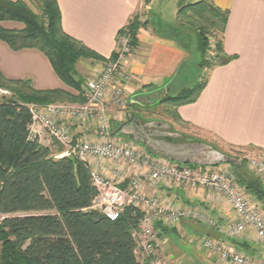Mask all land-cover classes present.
Here are the masks:
<instances>
[{
	"label": "trees",
	"instance_id": "obj_1",
	"mask_svg": "<svg viewBox=\"0 0 264 264\" xmlns=\"http://www.w3.org/2000/svg\"><path fill=\"white\" fill-rule=\"evenodd\" d=\"M37 1L40 13L34 12L27 0H0V22L23 25L21 28L0 25V40L13 51L36 49L43 53L54 73L71 91L35 89L29 80L8 79L0 72V86L12 93L0 101V264H139L133 232L138 229L141 211L126 206L116 220H109L92 208L97 190L89 170L80 161L73 157L54 158L50 148L27 140L30 115L25 104L82 102V82L75 77V63L81 57L105 60L63 30L56 0ZM227 15V10H221L211 0L183 4L177 10V23L183 21L197 36L199 66L206 71L233 58L224 53L220 39ZM143 25L135 15L123 27L131 36L132 47ZM214 31L219 34L215 53L205 60L209 34ZM113 57L114 53L110 58ZM207 73L191 87L159 101L174 109L175 120L179 119L178 106L197 99L206 84ZM227 164L234 167L237 184L256 200L263 201L264 187L245 163Z\"/></svg>",
	"mask_w": 264,
	"mask_h": 264
},
{
	"label": "crops",
	"instance_id": "obj_2",
	"mask_svg": "<svg viewBox=\"0 0 264 264\" xmlns=\"http://www.w3.org/2000/svg\"><path fill=\"white\" fill-rule=\"evenodd\" d=\"M56 1L61 13L63 30L105 60L115 51L119 31L137 13L142 3V0ZM167 1L150 0L146 3V11L153 12L155 7L157 10L160 9L157 13L162 14L166 7L163 4H167ZM194 1L196 0H177L169 9L173 17L166 20L161 18V28L149 21L138 29L135 46L127 65L131 80L126 89L132 97L128 101V108L124 110L126 120L111 132L112 136L123 135L133 141L130 135L121 132V126L128 124V113L137 116L136 112L127 113V110L143 106V103L136 99L145 98L153 91L159 90H162L165 96L174 94L181 89L177 88L180 82L185 84L183 88L190 86L178 78V73L189 62L195 44L191 46L189 37L180 36L175 30V34L168 30L171 29V23L177 20L178 8ZM211 2L221 10L228 11L220 39L224 53L233 58L228 63L215 66L208 71L206 84L193 103L176 108L179 119L178 123L172 122L175 130L171 132L178 135L172 140L184 134L186 140L196 138L210 142L219 151L222 146L237 150L248 148L254 150L250 152L251 154L264 156V0H211ZM0 25L6 28L23 27L22 23L14 21H2ZM211 44L212 39L209 40L208 46ZM0 72L8 79L29 80L35 89L62 88L71 91L54 73L43 53L36 49L13 51L1 40ZM110 109L112 110V107ZM117 112L119 114L113 115V118L120 116V110ZM139 120L143 123L160 121L141 118ZM67 125L75 138L96 137L94 127L87 123L68 120ZM172 140L170 141L174 142ZM226 164L221 163L216 167L224 168L222 166ZM106 174L110 176L108 171ZM244 191L264 212V200H256L252 194ZM146 193L157 195L165 203L173 206L201 204L211 212L220 228L233 218V212L225 197L209 192L208 189H191L161 183L153 189L147 188ZM192 223L193 221L185 219L170 229L162 230L159 250L164 254L167 263L227 264L220 262L203 248L202 240L206 236L194 230L190 225ZM218 232L219 239L225 241L230 248L245 252L255 259H264V251L252 231H246L233 239H228L223 233Z\"/></svg>",
	"mask_w": 264,
	"mask_h": 264
},
{
	"label": "built area",
	"instance_id": "obj_3",
	"mask_svg": "<svg viewBox=\"0 0 264 264\" xmlns=\"http://www.w3.org/2000/svg\"><path fill=\"white\" fill-rule=\"evenodd\" d=\"M130 40V34L123 28L117 36L114 57L104 60L102 70L88 85L82 104L26 103L30 115L27 140L48 148L56 144L60 149L53 151L54 158L73 157L80 161L89 170L91 182L97 190L92 208L109 220H116L126 206L141 211L138 229L133 232L139 264H167L159 250V230L185 219L220 231L228 239L252 231L264 251V212L219 168L169 160L151 154L135 141L120 143L111 139L103 98L114 82L112 95L115 103H119L126 92L131 80L127 68L133 50ZM0 95H10V91L0 87ZM68 120L89 123L94 127L96 137H73L68 129ZM246 164L264 186V156H250ZM161 183L191 189H213L225 197L233 218L220 228L216 219L203 210L173 206L157 195L146 193L147 188L153 189ZM202 246L223 263L264 264V259H255L230 248L221 239L205 237Z\"/></svg>",
	"mask_w": 264,
	"mask_h": 264
},
{
	"label": "rangeland",
	"instance_id": "obj_4",
	"mask_svg": "<svg viewBox=\"0 0 264 264\" xmlns=\"http://www.w3.org/2000/svg\"><path fill=\"white\" fill-rule=\"evenodd\" d=\"M197 1V0H196ZM150 0H142V3L140 5L139 10L137 11L136 14H134L133 16H137V19L141 22H143L144 24L148 23L149 21H151L153 24H158L159 28H161L162 26H160V21L161 18L163 19H168V18H172L173 17V13H171L169 11L170 7H173V5H175V3L177 2V0H168L167 4H163V6L165 5L166 7L163 9L162 14H158L157 12L160 10L155 9L154 7V11L152 12L151 10H149V12L146 11V3H149ZM195 2V1H194ZM28 5L32 8V10L36 13H40V8H39V3L37 0H27ZM162 6V4H161ZM153 9V7H152ZM157 10V11H156ZM170 12V13H169ZM132 16V17H133ZM209 20L212 21V16H208ZM215 20V19H214ZM213 20V22H214ZM218 26L219 24L216 23ZM182 25V26H180ZM177 29V30H176ZM177 31V34H180V36H186L187 38L189 37V44H191V46H194L193 50H191V58L189 60L188 63H186L181 70L178 73V78L182 79L184 81V83H186V85H190L187 87H191L192 85H194L197 81H199L201 79V77H203V75H205V73H207L208 71L203 70V68H201L199 66V53L196 50V41H197V36L194 35L193 33H191L189 31V27L187 26L186 23H184L183 21H177L174 23H171V29L170 31L168 30V32H173V34H175ZM179 31V32H178ZM209 38L212 39V44L211 46H208L207 50L205 51L204 54V59L208 60L209 58H212L213 53H215V40L219 38V34L216 33V31H214L213 33L209 34ZM209 39V40H210ZM198 60V61H197ZM105 61L103 60H99L96 59L94 57H81L78 59V61L75 63V77L77 79H79L82 82V90H81V95L83 98V101L81 102H61V101H57V102H51V103H47V104H82L83 102H85V93L86 90L88 88V85L95 80L96 76L99 74V72L102 70L103 67V63ZM198 62V64H197ZM183 82H180V86H178V89H182L185 84H182ZM3 89H7L6 87H2ZM115 88V82L113 83V87L112 88H108L107 91L105 92L103 101H104V107H105V111L107 114V118H108V122L107 125L109 127V131L112 132L119 124H121L123 121L126 120V115L124 113V110L128 108V101L129 99L132 97L131 94L129 93L128 89H126V92L123 95L122 100L119 103H115V100L113 98V89ZM10 91V90H9ZM177 93V92H175ZM12 93L10 92V95H5L6 98L11 97ZM167 96H170L169 94H166ZM2 95H0V101L2 100L3 97H1ZM165 94L162 90L159 91H153L151 94H149L148 96H146L145 98H140V99H136L139 100L140 102H142L143 106H136V108H133L132 110H127V113L130 111H134L136 112V115L141 118V120H147V119H154V120H160L163 122H166L170 125V128L167 130L169 132L174 131L175 130V126L172 125V122H177V120L174 119L173 117V113H174V109L171 108L166 102L163 103H159V101H161L163 98H165ZM29 103H36L39 104L37 102H29ZM112 107V110L110 109ZM120 110V116L118 118H113V115H117L119 114L117 111ZM122 110V111H121ZM116 113V114H115ZM89 125V123H88ZM112 136V135H111ZM171 138H174L173 136H169ZM112 140H114L115 142H120V143H126L129 142L131 139L128 137H125L123 135H119V136H112L111 137ZM189 140H186V136L180 135L179 138H175V139H171L174 142H186V141H196V142H204V143H208L209 145H211L213 148L217 147L210 143V142H205V141H200L199 139L196 138H187ZM139 147L143 148L142 144H138L136 143ZM140 148V149H141ZM51 151H57L59 148L58 146L55 144L54 146H52ZM221 151L233 158L238 159L239 161H243L247 167V158L250 156H254L257 157L259 155L257 154H251V151L254 150H250V149H245V150H237V149H233L227 146H222ZM148 152H150L151 154L153 153L150 150H147ZM263 156V155H260ZM208 167V166H207ZM211 167V166H209ZM214 168H217L216 166H212ZM224 168H219L220 172L228 179H233L234 180V167H232L230 164H226L225 166H222ZM228 171H227V170ZM248 169V167H247ZM232 171V172H231ZM248 171L253 175L254 173H252L249 169ZM258 180V179H257ZM259 181V180H258ZM260 182V181H259ZM261 184V182H260ZM238 185V184H237ZM262 185V184H261ZM241 188L242 186L239 185ZM263 186V185H262ZM264 187V186H263ZM243 189V188H242ZM209 192L215 193L217 195L222 196L221 193L213 190V189H208ZM246 193V192H245ZM247 194V193H246ZM182 206H188V205H182ZM190 207H194L200 210H203L204 212H207L208 214H211V212L208 211L207 208H205L203 205L201 204H196V205H192ZM174 226V225H173ZM173 226L169 227V228H161L159 230V235L161 236V232L162 230L165 229H170ZM161 255L164 256L163 253H161ZM165 260H167L165 258ZM168 264V263H167Z\"/></svg>",
	"mask_w": 264,
	"mask_h": 264
},
{
	"label": "water",
	"instance_id": "obj_5",
	"mask_svg": "<svg viewBox=\"0 0 264 264\" xmlns=\"http://www.w3.org/2000/svg\"><path fill=\"white\" fill-rule=\"evenodd\" d=\"M127 120L128 124H122L121 132L130 135L133 141L141 143L147 150L161 157L184 164L211 167L221 163L239 162L238 159L228 156L204 142L186 141L180 143L167 140L169 136L176 137L178 134L166 131L170 128L166 122L149 121L143 123L133 113L127 114ZM190 225L206 237L215 239L220 237L217 230L207 228L197 222Z\"/></svg>",
	"mask_w": 264,
	"mask_h": 264
},
{
	"label": "flooded vegetation",
	"instance_id": "obj_6",
	"mask_svg": "<svg viewBox=\"0 0 264 264\" xmlns=\"http://www.w3.org/2000/svg\"><path fill=\"white\" fill-rule=\"evenodd\" d=\"M171 139H172L171 137L167 138V140H169V141H170Z\"/></svg>",
	"mask_w": 264,
	"mask_h": 264
}]
</instances>
